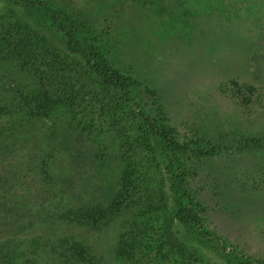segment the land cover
I'll return each instance as SVG.
<instances>
[{
    "label": "rangeland",
    "instance_id": "rangeland-1",
    "mask_svg": "<svg viewBox=\"0 0 264 264\" xmlns=\"http://www.w3.org/2000/svg\"><path fill=\"white\" fill-rule=\"evenodd\" d=\"M49 1L89 16L122 69L157 90L155 104L180 138L207 139L223 147L219 154L200 160L191 150L183 153L180 160L185 161L187 181L205 205V220L213 236L228 244L224 252L232 249L245 254L252 264H264V145L253 151L236 147L240 136L264 131V25L235 20L232 10L225 12L227 24L223 19L207 23L202 15L191 16L203 0H163L166 6L171 1L180 4L182 10L175 12L159 10L160 0L145 4L142 0ZM34 19L0 0V33L21 22L62 49L60 35ZM189 26L193 29L187 34ZM257 35L262 40L255 41ZM37 88L32 73L0 57L1 105L18 107L24 100L32 104ZM50 110L47 115L17 121L12 134L0 136V242L15 231L24 239V257L42 263L49 261L48 243L53 239L43 226L52 224L67 206L104 207L121 185L128 153L125 121L117 110L112 118L106 109L100 112L94 105L82 114L63 105ZM80 116L87 123L79 121ZM102 152L104 163L97 156ZM155 152V158H148L142 151L139 163L152 197L165 202L155 210L147 209L146 218L139 216L141 223L151 216L147 236L182 242L186 257L203 260L200 264H226L218 254L221 249L202 245L177 221L169 222L164 231L172 215L171 201ZM51 154H56L55 169L47 172ZM135 203L118 215L114 211L109 229L91 231L88 242L95 245L94 238H112L127 229ZM143 205L136 206L138 214L144 211ZM35 235L40 246L31 253L26 240ZM102 238L96 242L101 262L108 254Z\"/></svg>",
    "mask_w": 264,
    "mask_h": 264
},
{
    "label": "trees",
    "instance_id": "trees-1",
    "mask_svg": "<svg viewBox=\"0 0 264 264\" xmlns=\"http://www.w3.org/2000/svg\"><path fill=\"white\" fill-rule=\"evenodd\" d=\"M6 1L34 17L37 24L48 27L60 35L63 48L53 46L45 37L21 22H15L10 29L0 33V57L32 73L38 85L34 103L30 104L24 100L18 107L13 108L0 104V136L12 134L17 121H28L30 116L34 115H47L54 105L66 106L73 113L80 114L89 110L90 105H94L100 112L106 109L108 117L116 115L115 112L118 111L119 119L125 121L123 129L128 153L125 156L126 168L120 178L121 185L104 207H100L101 204L92 207L67 206L59 212L52 224L43 226L42 230L49 234L48 237L53 235L51 243H48L50 262L42 263L24 257L23 248H26L24 239L17 237L14 231L10 237H5L0 242V264L204 263L203 260L197 258L190 260L186 257V247L182 242L175 239L173 242H166L160 237L155 240L149 239L145 230L148 229L147 220L151 216L142 220V223L138 219L139 216L146 218L147 209L155 210L165 203L161 198L152 197L143 175L145 173L140 171L141 152L144 151L148 158L149 156L155 158V149L158 150L167 185V198L171 201L172 215L166 222L164 231L169 229V222L175 220L199 237L198 241L202 245L221 249L217 251L226 264H252L245 254L232 249L224 252L228 244L213 236L208 228L204 216L205 205L190 188L184 171L185 161L180 160V156L187 150H191L194 157L200 160L219 154L223 147L207 139L180 138L155 104L157 90L135 77L130 71L122 69L114 59L109 46L107 47L101 40L102 34L96 32L93 21L85 12L54 4L49 0ZM142 1L144 4L154 3V0ZM166 5L167 2L160 0L159 10L164 11L167 8L173 12L182 10L180 4L172 1L169 2V6ZM197 9L191 16L202 15L207 23L223 19L222 22L227 24L228 14L225 12L232 10L230 16L235 20L241 18L247 24L264 25V0H203ZM230 24L233 25L234 21ZM192 29L193 27L189 26L187 34L191 33ZM254 40L260 41L262 36L257 35ZM222 46L226 48L228 45ZM242 55L245 57V51ZM236 64L240 65L238 62ZM79 121L87 123L82 116L79 117ZM240 137L236 144L238 150L253 151L264 145V131L256 136ZM104 155L103 152L97 155L102 163L105 161L102 159ZM49 157L47 172L54 168L52 165L56 154ZM134 195L136 203L140 200L137 205L144 204V211H140V214L135 210L137 205ZM122 202L124 204H121ZM131 202L136 206L129 212L127 229L119 231L112 238L109 235L101 237L106 243L103 250H107L108 253V257H104L101 262L102 256L96 246V242L101 238H94L95 245H91L88 242L92 241L91 236L87 234L91 231L99 233L102 228L109 229L108 225L112 221L114 211L115 215H118L124 207L128 208ZM124 221L123 219L119 225ZM26 241L29 243L27 247L29 246L31 253L39 249L38 236L29 237Z\"/></svg>",
    "mask_w": 264,
    "mask_h": 264
}]
</instances>
